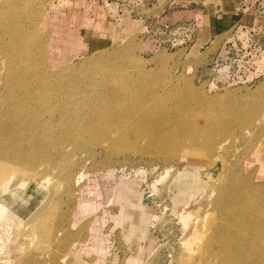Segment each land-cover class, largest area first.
I'll list each match as a JSON object with an SVG mask.
<instances>
[{
  "label": "rangeland",
  "instance_id": "rangeland-1",
  "mask_svg": "<svg viewBox=\"0 0 264 264\" xmlns=\"http://www.w3.org/2000/svg\"><path fill=\"white\" fill-rule=\"evenodd\" d=\"M77 1L0 0V189L47 188L17 228L0 203V264H90L102 232L110 264H264V29L191 54ZM117 187L153 215L144 260L111 230Z\"/></svg>",
  "mask_w": 264,
  "mask_h": 264
},
{
  "label": "crops",
  "instance_id": "crops-1",
  "mask_svg": "<svg viewBox=\"0 0 264 264\" xmlns=\"http://www.w3.org/2000/svg\"><path fill=\"white\" fill-rule=\"evenodd\" d=\"M257 2L264 6V0H101L100 3L78 0L71 9L107 7L105 11L108 22L115 23L122 36L140 32L145 21H155L159 23V29H169L174 34V39L182 36L180 39L188 42L185 49L191 54H197L202 47L210 45L219 36L236 27L264 29V10L256 12ZM133 25L136 26L134 29ZM193 170H186L184 174H191ZM196 175L195 173L194 178ZM127 181H123L121 186L126 185ZM191 185L189 190L194 189V181ZM118 187L112 201L118 203L119 209L110 213L111 230L120 229L126 238V263L132 256L144 260L147 253L155 249L154 233L151 230L153 215L142 203L141 197L136 196L131 200L130 196L125 197L123 194L126 193V187ZM46 189L37 182H30L23 187L13 186L11 181L2 183L0 203L6 209L2 222L9 227H19L46 200ZM132 189L134 191L135 187ZM119 212L122 214L121 222L117 223L112 215ZM97 235L98 248L93 249L96 252L91 254L93 260L88 263L110 264L112 254L110 253L109 258L108 250L102 246V237L105 238L106 235L103 232Z\"/></svg>",
  "mask_w": 264,
  "mask_h": 264
},
{
  "label": "bare ground",
  "instance_id": "bare-ground-1",
  "mask_svg": "<svg viewBox=\"0 0 264 264\" xmlns=\"http://www.w3.org/2000/svg\"><path fill=\"white\" fill-rule=\"evenodd\" d=\"M32 105V104H31ZM25 107H24V105H22V110L20 111V113H19V117H20V119L21 120H23L24 118H28L29 116H30V114H28L29 116H27V114H25ZM23 126V125H22ZM25 126V125H24ZM20 127V126H19ZM19 129V128H18ZM32 129V128H31ZM24 134V133H23ZM19 135V134H18ZM25 136V135H24ZM20 138H22V137H20ZM26 138V137H25ZM3 138H1L0 137V143H2L3 141ZM24 140V139H23ZM21 154V153H20ZM19 162V161H18ZM3 163V162H2ZM3 164H5V163H3ZM29 168V166L28 167H24V169H23V171H22V173H25L26 172V170ZM263 174V173H262ZM13 175H14V173H11V174H9V175H7L5 178H4V182L5 181H10L11 179H12V177H13ZM264 175V174H263ZM7 189V188H6Z\"/></svg>",
  "mask_w": 264,
  "mask_h": 264
}]
</instances>
